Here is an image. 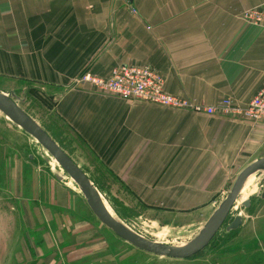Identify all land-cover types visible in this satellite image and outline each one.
Returning <instances> with one entry per match:
<instances>
[{"label": "crops", "instance_id": "obj_1", "mask_svg": "<svg viewBox=\"0 0 264 264\" xmlns=\"http://www.w3.org/2000/svg\"><path fill=\"white\" fill-rule=\"evenodd\" d=\"M263 1L0 0V76L30 82L28 93L49 102L42 116L25 110L98 190L118 182L116 192L154 213L200 209L220 203L264 155V124L131 101L75 79L85 69L107 76L120 62L150 64L168 92L245 105L264 84V26L240 13ZM243 227L242 217L230 230Z\"/></svg>", "mask_w": 264, "mask_h": 264}, {"label": "rangeland", "instance_id": "obj_2", "mask_svg": "<svg viewBox=\"0 0 264 264\" xmlns=\"http://www.w3.org/2000/svg\"><path fill=\"white\" fill-rule=\"evenodd\" d=\"M23 81L0 76V90L12 93L29 113L44 115L49 102L28 93V81ZM55 173L68 178L57 179ZM100 184L115 217L148 239L176 245L199 231L221 199L218 196L213 205L192 211L154 213L128 193L116 192L120 183ZM263 187L264 170L253 175L241 193L251 199L250 206H242L241 199L240 209L232 208L200 251L186 258L160 256L131 244L102 223L52 154L0 111V264H264V230L258 229L264 226V198L259 195ZM253 192L256 195H250ZM238 211L245 227L226 231L225 225ZM225 255L244 261H215Z\"/></svg>", "mask_w": 264, "mask_h": 264}, {"label": "water", "instance_id": "obj_3", "mask_svg": "<svg viewBox=\"0 0 264 264\" xmlns=\"http://www.w3.org/2000/svg\"><path fill=\"white\" fill-rule=\"evenodd\" d=\"M0 111L7 115L12 122L32 135L43 148L52 154L64 171L78 184L87 204L102 223L131 244L156 254L175 258H186L200 251L208 244L225 222L248 175L253 172L264 170V155L246 164L235 177L229 192L211 212L199 231L191 239L180 245L158 242L136 233L118 217L110 213L102 201L99 190L88 175L76 164L58 142L54 140L44 127L18 103L12 93L0 90ZM56 177L58 179L62 178L58 173H56ZM260 196L264 197V187L260 192ZM249 204L250 198H245L242 201V205L244 206H248ZM241 222L242 215L236 213L229 223L225 225V228L226 230L234 229Z\"/></svg>", "mask_w": 264, "mask_h": 264}, {"label": "built area", "instance_id": "obj_4", "mask_svg": "<svg viewBox=\"0 0 264 264\" xmlns=\"http://www.w3.org/2000/svg\"><path fill=\"white\" fill-rule=\"evenodd\" d=\"M241 18L246 23L264 26V1L244 8ZM89 82L97 90L131 101H145L174 108L191 109L209 114L238 117L254 123L264 124V84L245 104L241 105L230 96H223L213 104L193 101L186 96L168 92L164 88V77L150 64H115L107 76L83 70L75 82Z\"/></svg>", "mask_w": 264, "mask_h": 264}, {"label": "bare ground", "instance_id": "obj_5", "mask_svg": "<svg viewBox=\"0 0 264 264\" xmlns=\"http://www.w3.org/2000/svg\"><path fill=\"white\" fill-rule=\"evenodd\" d=\"M2 112V111H1ZM4 114V113H3ZM5 115V114H4ZM5 116H7V115H5ZM8 117V116H7ZM9 118V117H8ZM19 126V125H18ZM20 127V126H19ZM32 136V135H31ZM33 137V136H32ZM48 158V157H47ZM49 159V158H48ZM49 162H51V160L49 159ZM257 172H253V173H251V174H249L248 175V177L245 179V181H244V183H243V185H242V188H241V190H240V192H239V194H238V196H237V198H236V200H235V202H234V207L235 208H237L238 210L240 209V200L241 199H245L246 197H244V196H242V191H243V188H244V186H245V184H247V181L249 180V178H251L253 175H255ZM61 175V174H60ZM64 177V176H63ZM62 177V178H63ZM70 178H72L71 176H69ZM64 178H68V176H65ZM74 180V179H73ZM253 193H255V192H253ZM100 196H101V198H102V201L104 202V204H105V206H106V208L108 209V207H107V205H106V203H105V201H104V199H103V197H102V195H101V193H100ZM239 202V203H238ZM109 210V209H108ZM110 211V210H109ZM111 213V212H110ZM239 213H241L240 211H239ZM112 214V213H111ZM113 215V214H112ZM155 241H158V242H162V241H159V240H155ZM158 255H160V256H163V255H161V254H158Z\"/></svg>", "mask_w": 264, "mask_h": 264}]
</instances>
